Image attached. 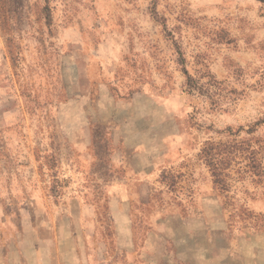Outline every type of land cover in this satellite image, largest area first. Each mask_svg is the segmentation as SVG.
I'll list each match as a JSON object with an SVG mask.
<instances>
[{"label":"clouds","instance_id":"1","mask_svg":"<svg viewBox=\"0 0 264 264\" xmlns=\"http://www.w3.org/2000/svg\"><path fill=\"white\" fill-rule=\"evenodd\" d=\"M253 200L264 0H0V264H264Z\"/></svg>","mask_w":264,"mask_h":264},{"label":"rangeland","instance_id":"2","mask_svg":"<svg viewBox=\"0 0 264 264\" xmlns=\"http://www.w3.org/2000/svg\"><path fill=\"white\" fill-rule=\"evenodd\" d=\"M230 163V162H229ZM213 175H215V173H213ZM253 206H254V210L258 211L259 210V206L261 203H264V202H261V201H256V200H253Z\"/></svg>","mask_w":264,"mask_h":264}]
</instances>
